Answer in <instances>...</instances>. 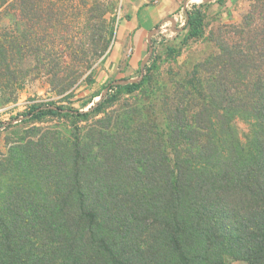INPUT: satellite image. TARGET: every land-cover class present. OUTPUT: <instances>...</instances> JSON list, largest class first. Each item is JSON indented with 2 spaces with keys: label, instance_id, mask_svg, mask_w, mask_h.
<instances>
[{
  "label": "trees",
  "instance_id": "1",
  "mask_svg": "<svg viewBox=\"0 0 264 264\" xmlns=\"http://www.w3.org/2000/svg\"><path fill=\"white\" fill-rule=\"evenodd\" d=\"M22 3L0 0V11H20ZM203 15V4L192 5L176 30L202 36ZM245 25L231 26L238 39L224 41L219 55L191 73L181 95L186 106L166 110L167 143L185 147L174 161L166 152L132 150L110 134L105 142L110 128H99L102 119L84 142L78 133L41 142L33 179L30 166L19 164V183L8 199L0 195V264H225L229 257L264 264V24ZM36 46L0 36V76ZM148 82L147 75L111 85L87 112L41 105L17 122L46 115L87 121L114 95ZM238 121L250 128L245 141Z\"/></svg>",
  "mask_w": 264,
  "mask_h": 264
},
{
  "label": "rangeland",
  "instance_id": "2",
  "mask_svg": "<svg viewBox=\"0 0 264 264\" xmlns=\"http://www.w3.org/2000/svg\"><path fill=\"white\" fill-rule=\"evenodd\" d=\"M27 1L22 0L20 11L12 6L0 11V36L9 40L22 37L24 44L29 40L39 42L38 51L23 50L24 57L18 54L21 63L16 62L9 74L0 76V195L5 199L11 186L19 183L14 172L19 164L30 166L27 177L33 179L32 157L34 153L40 154L41 142H54L58 138L62 141L70 136L73 139L72 133H78L84 142L101 119L104 123L99 128H110L105 142L110 134L111 140H123L132 150L143 154L166 152L174 161V155L185 147L167 143L171 133L166 110L186 106L181 95L197 65L219 55L224 41L238 39L231 26L243 29L246 23H252V27L246 28L250 29L264 24V0H250L238 21L227 23L211 17L207 31L203 27L200 37L188 36L184 40L183 33L177 46L166 37L156 39L145 64L150 70H142L145 65L130 63L128 46L124 45L121 56L115 52L126 0H34V8ZM6 47L12 50L11 46ZM145 50L146 58L148 45ZM147 75L149 82L140 90L114 95L102 113L90 120L78 122L75 118L46 115L39 121L17 122L33 107L41 105L87 112L108 93L111 85L141 80ZM9 123L12 127L7 126ZM237 126L245 141L249 126L243 121H238ZM155 142L162 144V148H154ZM225 264L246 263L229 257Z\"/></svg>",
  "mask_w": 264,
  "mask_h": 264
},
{
  "label": "crops",
  "instance_id": "3",
  "mask_svg": "<svg viewBox=\"0 0 264 264\" xmlns=\"http://www.w3.org/2000/svg\"><path fill=\"white\" fill-rule=\"evenodd\" d=\"M193 1L203 4L205 31H207V21L211 17H218L227 23L238 21L243 10L247 9L246 5L250 2V0H213L212 2L203 0H126L123 6L125 19L121 23L117 42L119 46L115 48L116 56H121L125 45L130 51V63L136 65L142 63L141 61L145 58V49L149 44L148 39L153 30L159 31L151 38L160 40L166 37L167 40L176 43L175 46L180 44L179 39L184 36L185 40L189 35V29L175 30L171 19L176 22L175 28L183 27L185 5ZM165 28L167 33L162 34L160 30L164 32Z\"/></svg>",
  "mask_w": 264,
  "mask_h": 264
},
{
  "label": "water",
  "instance_id": "4",
  "mask_svg": "<svg viewBox=\"0 0 264 264\" xmlns=\"http://www.w3.org/2000/svg\"><path fill=\"white\" fill-rule=\"evenodd\" d=\"M204 2H212L213 0H203ZM171 22L173 23V26H174V29L176 30L175 28V25H176V22L174 19H171ZM159 30H153L149 36V39H148V43L150 44L151 43V37L152 35L156 34ZM152 51H153V48H150L149 50V53H148V56L142 61L141 65L144 66L149 58V56L152 54ZM139 80H126V81H120V82H117V84H129V83H137Z\"/></svg>",
  "mask_w": 264,
  "mask_h": 264
},
{
  "label": "built area",
  "instance_id": "5",
  "mask_svg": "<svg viewBox=\"0 0 264 264\" xmlns=\"http://www.w3.org/2000/svg\"><path fill=\"white\" fill-rule=\"evenodd\" d=\"M194 4H198V2H195V1L190 2V3H188V4L185 5V8H186V9H188V8L190 9V8L192 7V5H194ZM166 30H167V29L165 28V31H164V32H163L162 30H160V31H161L162 34H165V33H167Z\"/></svg>",
  "mask_w": 264,
  "mask_h": 264
}]
</instances>
